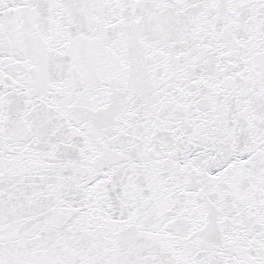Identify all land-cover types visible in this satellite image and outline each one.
<instances>
[{
  "label": "snow or ice",
  "instance_id": "obj_1",
  "mask_svg": "<svg viewBox=\"0 0 264 264\" xmlns=\"http://www.w3.org/2000/svg\"><path fill=\"white\" fill-rule=\"evenodd\" d=\"M0 264H264V0H0Z\"/></svg>",
  "mask_w": 264,
  "mask_h": 264
}]
</instances>
